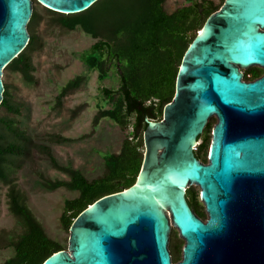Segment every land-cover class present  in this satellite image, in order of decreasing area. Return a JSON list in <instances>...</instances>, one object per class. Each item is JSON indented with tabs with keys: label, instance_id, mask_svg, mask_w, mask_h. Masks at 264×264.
<instances>
[{
	"label": "water",
	"instance_id": "water-1",
	"mask_svg": "<svg viewBox=\"0 0 264 264\" xmlns=\"http://www.w3.org/2000/svg\"><path fill=\"white\" fill-rule=\"evenodd\" d=\"M38 1L79 13L98 0ZM33 12V0H0V105L4 70L29 43ZM250 66L264 67V0H225L187 50L163 119L149 121L136 183L84 210L68 249L44 264H264V76L244 81ZM214 116L204 163L195 146ZM193 185L207 222L186 198ZM138 187L155 193L140 196ZM173 226L185 241L177 263Z\"/></svg>",
	"mask_w": 264,
	"mask_h": 264
},
{
	"label": "trees",
	"instance_id": "trees-1",
	"mask_svg": "<svg viewBox=\"0 0 264 264\" xmlns=\"http://www.w3.org/2000/svg\"><path fill=\"white\" fill-rule=\"evenodd\" d=\"M166 1L98 0L79 13H62L45 7L50 13V24L68 31L81 29L95 39L84 60L90 69L98 72L100 82L108 78L113 68L119 76L117 88L104 85L101 88L110 108L98 111L93 119L94 129L103 119L110 118L128 134L121 150L105 157V174L89 180L81 170L60 165L50 146V143H65L72 138L56 133L48 138V143H43L23 128L18 115L24 106L14 97L17 87L5 83L0 105V206L1 189L5 186L8 209L21 229L17 237L7 242L15 254L2 264H44L53 254L69 247L48 235L29 204L27 192L16 181L17 173L28 162L35 161V153L45 156L54 168L69 176V180L44 179L47 189L66 188L79 194L66 200L61 215V224L69 232L77 217L90 205L136 183L144 163V132L149 121L163 119L165 107L176 95L177 79L187 50L209 17L222 7L213 0H184L169 12ZM40 19L41 14L35 10L28 24L29 43L5 68L21 74L30 83L36 81L33 55L44 47L35 29ZM85 80L84 75H78L64 85L58 105ZM211 126H206L201 136L204 140L195 150L196 156L203 160L212 143ZM197 197L198 191L193 187L189 198L192 206L199 201ZM182 243L177 233L170 244L174 262L182 258Z\"/></svg>",
	"mask_w": 264,
	"mask_h": 264
},
{
	"label": "rangeland",
	"instance_id": "rangeland-1",
	"mask_svg": "<svg viewBox=\"0 0 264 264\" xmlns=\"http://www.w3.org/2000/svg\"><path fill=\"white\" fill-rule=\"evenodd\" d=\"M33 1L34 11L41 14V19L35 26L36 34L44 42V47L33 55L36 81L30 83L21 74L4 70V83L17 87L14 97L17 103L24 106L22 113L18 115L23 128L43 143H48V138L56 133L72 138L65 143H50L58 162L62 166L79 169L89 180H95L105 174V157L118 153L128 134V131L122 130L110 118L103 119L97 128L93 127V119L98 111L110 108L102 96V86L117 88L119 76L113 68L108 78L100 82L98 72L90 69L84 60L85 53L95 43V39L81 29L68 31L50 24V13L45 6L38 0ZM213 1L218 5L224 4L223 0ZM183 2L184 0H167L166 8L172 12ZM78 75H84L85 82L79 89L68 94L62 105H58L62 88ZM210 148L211 146L206 159H209ZM143 150L146 151L145 143ZM34 158V162H28L17 173L16 181L27 192L29 204L48 235L69 246L70 232L63 228L61 215L66 200L74 199L79 194L66 188L47 189L44 179L69 180V176L54 168L45 156L35 153ZM6 189L5 186L1 189L0 264L15 254L14 248L7 242L17 237L21 229L8 209ZM177 233L181 238L173 226L171 241ZM184 245L183 240L182 246Z\"/></svg>",
	"mask_w": 264,
	"mask_h": 264
},
{
	"label": "flooded vegetation",
	"instance_id": "flooded-vegetation-1",
	"mask_svg": "<svg viewBox=\"0 0 264 264\" xmlns=\"http://www.w3.org/2000/svg\"><path fill=\"white\" fill-rule=\"evenodd\" d=\"M241 71L243 73V80L246 81V82H250V81L259 79L262 76H264V67H262V66H250V67H247V68H241ZM217 122H218V118L216 116L210 118V120H209V123L208 124H212V127H211V129H212L211 130V139L213 138V128L217 124ZM202 135L204 136V133ZM201 136L197 140V145H196L197 148H198V146L204 140V139L201 138ZM211 142H212V140H211ZM200 160L203 161L204 163H208L209 162V159H206V160L200 159ZM193 187H195V186L193 185V186H190V187H188L186 189V198H187V200H188L191 208L195 211V213L204 222H207L208 221V218H209V213L207 211V208H206L205 203L202 200V197H201V188L199 186H197L198 188H196V190L198 191L197 200H199V201L197 203H195L194 206H192V204L190 203V200H189V198H190V192L192 191V188ZM182 257H183V253H182Z\"/></svg>",
	"mask_w": 264,
	"mask_h": 264
},
{
	"label": "bare ground",
	"instance_id": "bare-ground-1",
	"mask_svg": "<svg viewBox=\"0 0 264 264\" xmlns=\"http://www.w3.org/2000/svg\"><path fill=\"white\" fill-rule=\"evenodd\" d=\"M138 188H139V190H141V191H140V196H144V195L151 196V195H153V194L155 193V192H151V191L154 190L153 187H148V188H141V187H138ZM126 194H127V195H132L131 192H127ZM134 194H137V193H134V191H133V195H134Z\"/></svg>",
	"mask_w": 264,
	"mask_h": 264
},
{
	"label": "built area",
	"instance_id": "built-area-1",
	"mask_svg": "<svg viewBox=\"0 0 264 264\" xmlns=\"http://www.w3.org/2000/svg\"><path fill=\"white\" fill-rule=\"evenodd\" d=\"M195 149H197V146H195Z\"/></svg>",
	"mask_w": 264,
	"mask_h": 264
}]
</instances>
